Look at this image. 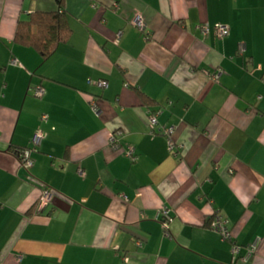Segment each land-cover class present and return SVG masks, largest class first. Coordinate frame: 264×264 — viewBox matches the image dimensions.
Wrapping results in <instances>:
<instances>
[{
  "label": "crops",
  "instance_id": "obj_1",
  "mask_svg": "<svg viewBox=\"0 0 264 264\" xmlns=\"http://www.w3.org/2000/svg\"><path fill=\"white\" fill-rule=\"evenodd\" d=\"M65 2L74 33L44 59L17 24L59 0H0V264H264V0ZM217 210L236 242L210 228Z\"/></svg>",
  "mask_w": 264,
  "mask_h": 264
},
{
  "label": "trees",
  "instance_id": "obj_2",
  "mask_svg": "<svg viewBox=\"0 0 264 264\" xmlns=\"http://www.w3.org/2000/svg\"><path fill=\"white\" fill-rule=\"evenodd\" d=\"M117 9H120V7H118ZM73 33H74V29L71 24V15L67 10L66 2L65 0H59V7L56 10H45V11L37 10V11L31 12L28 18L20 19L17 24L15 42L19 45L33 48L44 59H48L58 51L61 45L70 41ZM40 86L45 88L43 85H40ZM45 93H46V88H45ZM139 93L141 94L144 104L147 105V107L149 108L148 115H149L150 134L154 136H164L167 139L168 135H166L164 132H161L159 130V127L153 128L151 126V114L154 113V114H157L158 116V109L155 108L156 107L155 100L142 91L141 92L139 91ZM42 96H39V97H42ZM159 123L164 127H170V126H167L161 123L160 121ZM119 131L121 132V135H119L118 137L119 146L117 148L111 147L114 150H118L122 147V140L126 135L125 132L122 130H117L113 133H117ZM174 134H175V131L171 135V139L174 140V148L173 150L170 148V150L174 154L178 155L179 151L176 148L177 146H176V142L174 139ZM32 144L33 145H31V147L24 148L18 152V155L20 156V159L23 162V165H24V161H26L25 160V150H30V152H32V150L36 149V144H34L33 140H32ZM130 145L136 148L134 144L128 143V145L126 146V150H125V155L127 157H128L127 152L129 150ZM110 146H111V143H110ZM135 154L138 156L137 149H136ZM30 156L33 159L31 154ZM133 161H137V159ZM30 167H27V168L30 169ZM44 187H49V188H53L54 190H56L54 187H51L49 185L42 186L41 190ZM37 204L41 205L40 198ZM33 211L34 210H32L31 212L33 213ZM164 220H165V217L163 216L162 221Z\"/></svg>",
  "mask_w": 264,
  "mask_h": 264
},
{
  "label": "built area",
  "instance_id": "obj_3",
  "mask_svg": "<svg viewBox=\"0 0 264 264\" xmlns=\"http://www.w3.org/2000/svg\"><path fill=\"white\" fill-rule=\"evenodd\" d=\"M136 24L144 29L145 26H146V23L145 21L141 18V17H138V19L136 20ZM210 31V27L207 25L203 28V32L204 34H208ZM231 32V26L230 25H226V24H221V25H218L216 27V33L217 35H219L220 37H226L227 35H229ZM245 50V47L241 46L240 47V51H244ZM14 63H18L19 61L17 59H14L13 60ZM214 77L216 79H219L220 77V72L216 73L214 75ZM105 84V83H104ZM34 93L35 95L37 96H42L45 94V88L39 86V87H36L35 90H34ZM151 126L153 128H156V127H159V130L161 132H164L166 135H168V143L170 145V148L173 150L174 148V140L171 139V135L174 133L175 131V127L173 126H170V127H164L162 126L160 123H159V120H158V116L157 114H154L152 113L151 114ZM119 135H121V132H117V133H113L111 136H110V143H111V146L113 148H117L119 146ZM43 135L41 132L37 133L34 138H33V142L34 144H39L40 143V140L42 139ZM136 153V148L132 145L129 146V150L127 152V155L128 157L132 158L133 160H136L138 159V156L135 154ZM31 152L30 150H25V160L24 161V166L26 167H30V166H33L34 165V160L31 158L30 156ZM56 194V190H54L53 188H49V187H44L42 190H41V195H40V204L41 206H47L49 203H51L54 195ZM123 197V199L125 201H129V198L126 194H122L121 195ZM161 214H162V217L164 216L165 217V222L168 220V219H171V215H170V212L169 210L167 209H163L161 211ZM210 228L214 231H216L217 233H219L222 237V239L224 241H230V242H236L235 239H234V235L232 233V229L229 225V221L226 219V217L220 212V211H216L210 221ZM140 244V243H139ZM257 249V243H253L251 244L250 246V251L253 252ZM242 251V247L240 244L238 243H234V246L232 248V252L234 255L238 256L239 253H241ZM20 258H22V256H20Z\"/></svg>",
  "mask_w": 264,
  "mask_h": 264
},
{
  "label": "rangeland",
  "instance_id": "obj_4",
  "mask_svg": "<svg viewBox=\"0 0 264 264\" xmlns=\"http://www.w3.org/2000/svg\"><path fill=\"white\" fill-rule=\"evenodd\" d=\"M127 157V156H126ZM127 158H129V157H127ZM129 159H131V158H129ZM132 160V159H131Z\"/></svg>",
  "mask_w": 264,
  "mask_h": 264
}]
</instances>
